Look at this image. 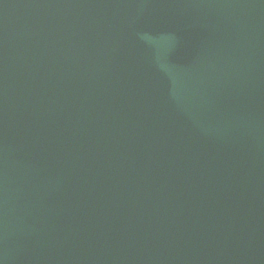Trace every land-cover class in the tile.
I'll use <instances>...</instances> for the list:
<instances>
[{"label": "water", "instance_id": "95a60500", "mask_svg": "<svg viewBox=\"0 0 264 264\" xmlns=\"http://www.w3.org/2000/svg\"><path fill=\"white\" fill-rule=\"evenodd\" d=\"M0 264H264V0H0Z\"/></svg>", "mask_w": 264, "mask_h": 264}]
</instances>
